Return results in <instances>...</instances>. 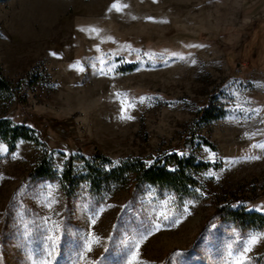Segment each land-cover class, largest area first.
<instances>
[{
    "label": "rangeland",
    "instance_id": "rangeland-1",
    "mask_svg": "<svg viewBox=\"0 0 264 264\" xmlns=\"http://www.w3.org/2000/svg\"><path fill=\"white\" fill-rule=\"evenodd\" d=\"M0 68L14 89L0 118L43 135L0 139V264H124L146 227L147 264H229L264 233L214 205L264 213V0H0ZM44 152L53 175L36 177ZM170 154L204 165L190 195L86 179L95 156L107 171ZM247 255L264 264V238Z\"/></svg>",
    "mask_w": 264,
    "mask_h": 264
},
{
    "label": "trees",
    "instance_id": "trees-1",
    "mask_svg": "<svg viewBox=\"0 0 264 264\" xmlns=\"http://www.w3.org/2000/svg\"><path fill=\"white\" fill-rule=\"evenodd\" d=\"M0 95H5L8 98L14 95L11 82L4 77L1 68ZM201 116L208 121L213 117V114L204 109ZM0 139L7 142L10 150L14 149L15 141L18 139L35 140L43 143V135L40 130L30 128L24 124L15 125L9 118H0ZM97 159L104 162L109 161L107 158L95 156L93 162H90V160L84 162L86 179L93 187H98L103 181L108 180L123 182L129 174H133L137 183L146 182L157 187H168L179 195H190L191 188L195 185V181L189 175L188 170L204 166L203 164H194L193 159L170 154L161 156L150 163L139 158L125 159L106 171L97 166ZM72 161V157H68L61 174V183L64 187H70L75 181ZM171 163L175 166L174 170L167 168V165ZM32 174L36 177H51L53 175L50 156L47 152H44L33 166ZM214 203L218 214L222 218L231 220L243 228L264 226V213L246 210L241 205L230 207V202L226 206H222L220 201L215 200Z\"/></svg>",
    "mask_w": 264,
    "mask_h": 264
},
{
    "label": "snow or ice",
    "instance_id": "snow-or-ice-1",
    "mask_svg": "<svg viewBox=\"0 0 264 264\" xmlns=\"http://www.w3.org/2000/svg\"><path fill=\"white\" fill-rule=\"evenodd\" d=\"M113 7L117 8V10H119L117 4L114 3ZM127 118L132 119L131 116H128ZM260 147H264V144L260 145ZM207 175L213 176V175H215V173L208 172ZM189 203H191V202H189ZM49 207H51V205H49ZM185 210H187V204L185 205ZM101 211H103V209H101ZM160 215L163 216L164 219H168V216L165 212H161ZM95 222H96L95 219H93L92 223L95 224ZM176 223H179V221H176ZM155 230L156 231L159 230L158 224L155 226ZM151 234H152V230L150 228L146 227L144 229V233L140 234V239L135 243V250H132V245L130 243H128L127 241H125L126 248L121 249V251H124L127 254V258L124 261V264H147V262H144L140 259L139 247H140V243L143 240L147 239V236H149ZM261 238H264V233L251 234L242 250L237 251L235 253H233L232 251H229V253H228L229 257H234L233 259H231L229 261V264H248V261L250 258L248 257L247 253L252 251L253 246H255L257 243H259ZM49 239L52 240V242H53L52 247L54 248L55 247V238L49 237ZM133 239H135V237H133ZM94 243H99L98 237L93 236L91 240L86 241V243H85L86 251L91 252L92 251V245ZM51 255H52V253L49 252L48 256H51ZM178 255H179V253H177V256ZM33 264H36V262L34 261ZM40 264H50V262H49V260L44 259V260L40 261Z\"/></svg>",
    "mask_w": 264,
    "mask_h": 264
}]
</instances>
